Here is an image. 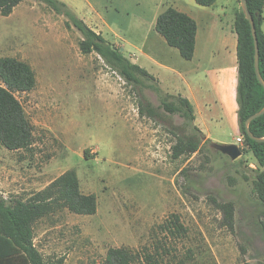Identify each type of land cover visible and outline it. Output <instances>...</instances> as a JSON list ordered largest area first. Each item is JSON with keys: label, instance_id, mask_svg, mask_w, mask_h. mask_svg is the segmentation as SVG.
Wrapping results in <instances>:
<instances>
[{"label": "rangeland", "instance_id": "obj_1", "mask_svg": "<svg viewBox=\"0 0 264 264\" xmlns=\"http://www.w3.org/2000/svg\"><path fill=\"white\" fill-rule=\"evenodd\" d=\"M59 1L97 34L101 16L110 26L103 30L107 43L136 64L151 29L143 26L152 17L149 0ZM175 1L192 6L202 55L192 64L180 57L175 66L208 69L205 38L223 49L242 1L203 7L165 0L163 10ZM65 10L22 0L9 16L0 12V59L29 64L37 78L33 91L17 94L34 127L32 148L13 152L0 144V230L6 210L25 209L42 264H108L112 250L154 254L163 264H264V205L254 187L264 168L244 149L236 161L213 149L222 140L236 144L238 135L220 119L191 121L176 101L185 97L149 72L154 81L142 77L138 86L98 52L83 53L84 36ZM167 98L173 112L162 106ZM208 134L211 144L202 140ZM69 171L83 194L96 196L95 215L72 213L57 193L41 196Z\"/></svg>", "mask_w": 264, "mask_h": 264}, {"label": "trees", "instance_id": "obj_2", "mask_svg": "<svg viewBox=\"0 0 264 264\" xmlns=\"http://www.w3.org/2000/svg\"><path fill=\"white\" fill-rule=\"evenodd\" d=\"M58 12L63 11L73 26L84 36L81 50L85 54L98 52L110 65L129 82L142 85V77L154 81L148 71L132 63L125 57L120 48L107 43L101 34H97L83 20L75 16L68 7L59 0H40ZM220 0H197L203 7H212ZM22 0H0V12L9 16ZM248 6L254 17L260 49V70L264 79V0H248ZM63 8V9H62ZM156 31L171 48L179 50L183 59H194L197 45V22L189 15L169 7L158 18ZM234 31L238 36L239 78L237 102L239 106V126L244 140V152L252 153L260 168H264V142H256L246 134V122L253 115L264 109V87L259 82L255 69V44L252 28L244 12L236 14ZM0 144L9 151H28L34 144V127L29 121L25 109L17 98V94L28 93L37 85L36 73L32 67L16 58L0 59ZM170 98L162 101L165 110L173 112L168 103ZM177 104L187 107L191 121H196L195 108L187 98H177ZM175 106V105H173ZM198 134L201 131L196 127ZM250 130L257 138H264V115L250 125ZM207 143L209 139L202 137ZM192 153L200 151V144L192 145ZM88 154V151L85 153ZM177 155V156H176ZM178 157L179 154H176ZM255 191L264 205V171L260 172L254 181ZM58 194L65 207L72 213L83 216L95 215L98 211V201L95 195H85L81 191L77 173L69 171L61 176L49 189L42 193ZM50 198V197H49ZM48 198V199H49ZM45 200L44 197H41ZM2 208V206H0ZM15 213L5 211L6 230H0V264H42L39 256L30 245L31 229L29 216L25 209ZM24 211V214L22 213ZM154 254L135 256L125 250H112L108 256V264H163ZM138 263V262H137Z\"/></svg>", "mask_w": 264, "mask_h": 264}, {"label": "crops", "instance_id": "obj_3", "mask_svg": "<svg viewBox=\"0 0 264 264\" xmlns=\"http://www.w3.org/2000/svg\"><path fill=\"white\" fill-rule=\"evenodd\" d=\"M165 0H149L145 4L150 5L152 17L150 22L143 20V26L146 23L150 24V31L145 36L143 47L139 49L138 56L135 57V62L141 68L148 71L155 76L163 86L172 93L182 94L187 98L195 108L196 121L198 125H208L210 120L220 119L227 122L234 135L237 136L236 145L243 147L244 144L238 142L239 138L243 139V135L239 126L238 116V102H237V88L239 78V64H238V36L234 30L227 33V38L221 42L223 49H214L216 40L211 37L205 38L206 48L203 54L208 53V60L211 66L208 69L202 70V66L186 67L178 69L174 61L181 60L179 50L172 49L167 44L166 40L156 31V24L159 16L168 8L163 10ZM143 2V1H142ZM197 3V0H196ZM167 5L169 2L166 3ZM176 7L178 11L193 16V9L190 5H182ZM198 4V3H197ZM199 5V4H198ZM153 8V9H152ZM96 19L100 27H96L98 34L103 36L104 28L109 25L106 21L98 16ZM198 25V24H197ZM110 27V26H109ZM264 30V28H263ZM177 50V51H176ZM202 59L199 55V26L197 32V45L193 61ZM200 73L197 80L191 78L194 73ZM185 73H189L185 74ZM219 110L218 114H214L212 108ZM211 134L207 138L211 140ZM222 144H228L226 141H221Z\"/></svg>", "mask_w": 264, "mask_h": 264}, {"label": "water", "instance_id": "obj_4", "mask_svg": "<svg viewBox=\"0 0 264 264\" xmlns=\"http://www.w3.org/2000/svg\"><path fill=\"white\" fill-rule=\"evenodd\" d=\"M242 1V10L249 21L251 28H252V34L254 38V44H255V69H256V75L261 83V85L264 87V79L261 74L260 70V49H259V40H258V33H257V28H256V23L254 20L253 15L251 14L248 6V0H241ZM264 115V109L260 111L259 113L253 115L250 117L247 122H246V134L247 136L252 139L253 141L256 142H264V138H257L252 131L250 130V125L253 121L256 119L262 117ZM212 148L221 152L222 154L230 157L233 161L238 160L240 157L243 156V151L239 145L236 144H217L213 143Z\"/></svg>", "mask_w": 264, "mask_h": 264}, {"label": "built area", "instance_id": "obj_5", "mask_svg": "<svg viewBox=\"0 0 264 264\" xmlns=\"http://www.w3.org/2000/svg\"><path fill=\"white\" fill-rule=\"evenodd\" d=\"M238 142H239L240 144H241V143L244 144V140H243L242 138H239V139H238ZM244 148H245L244 146H243V148H241L242 151H243Z\"/></svg>", "mask_w": 264, "mask_h": 264}]
</instances>
